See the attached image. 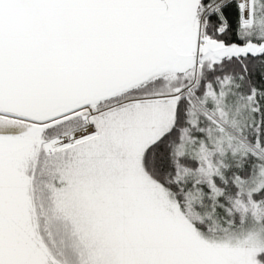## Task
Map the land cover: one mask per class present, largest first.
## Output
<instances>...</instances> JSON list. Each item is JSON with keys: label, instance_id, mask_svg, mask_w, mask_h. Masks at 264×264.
I'll use <instances>...</instances> for the list:
<instances>
[{"label": "snow or ice", "instance_id": "1", "mask_svg": "<svg viewBox=\"0 0 264 264\" xmlns=\"http://www.w3.org/2000/svg\"><path fill=\"white\" fill-rule=\"evenodd\" d=\"M0 264H264V0H0Z\"/></svg>", "mask_w": 264, "mask_h": 264}]
</instances>
